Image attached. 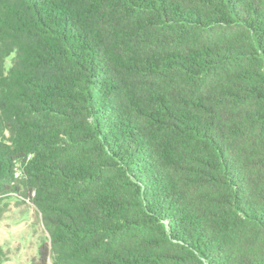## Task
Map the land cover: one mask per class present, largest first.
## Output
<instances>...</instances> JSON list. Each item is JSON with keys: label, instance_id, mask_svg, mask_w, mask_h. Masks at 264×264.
Listing matches in <instances>:
<instances>
[{"label": "trees", "instance_id": "1", "mask_svg": "<svg viewBox=\"0 0 264 264\" xmlns=\"http://www.w3.org/2000/svg\"><path fill=\"white\" fill-rule=\"evenodd\" d=\"M9 198L33 264H264V0H0Z\"/></svg>", "mask_w": 264, "mask_h": 264}, {"label": "rangeland", "instance_id": "2", "mask_svg": "<svg viewBox=\"0 0 264 264\" xmlns=\"http://www.w3.org/2000/svg\"><path fill=\"white\" fill-rule=\"evenodd\" d=\"M2 204L6 209L0 216V250L6 263L33 264L39 245L48 238L40 215L24 200L9 198Z\"/></svg>", "mask_w": 264, "mask_h": 264}]
</instances>
